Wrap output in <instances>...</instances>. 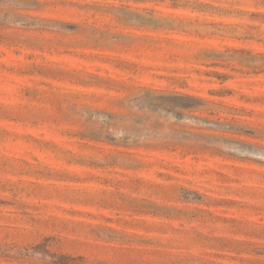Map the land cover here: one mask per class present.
Instances as JSON below:
<instances>
[{
    "label": "rangeland",
    "instance_id": "rangeland-1",
    "mask_svg": "<svg viewBox=\"0 0 264 264\" xmlns=\"http://www.w3.org/2000/svg\"><path fill=\"white\" fill-rule=\"evenodd\" d=\"M0 264H264V0H0Z\"/></svg>",
    "mask_w": 264,
    "mask_h": 264
}]
</instances>
